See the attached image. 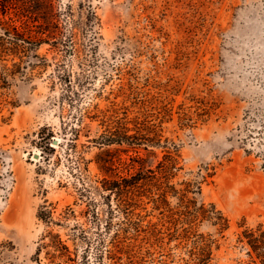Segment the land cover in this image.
<instances>
[{
  "label": "rangeland",
  "instance_id": "1",
  "mask_svg": "<svg viewBox=\"0 0 264 264\" xmlns=\"http://www.w3.org/2000/svg\"><path fill=\"white\" fill-rule=\"evenodd\" d=\"M55 2L62 12L59 46L44 42L24 55L0 90V264H57L46 250L36 255L49 229L80 255L86 250L88 264L114 244L132 249L135 259L144 254L149 242L136 225L158 220L159 211L149 202L127 215L114 196H103L101 149L93 139L105 130L103 110L129 104V116L138 112L130 87L154 92L153 84L144 86L150 75L151 83L172 77L179 88L173 104L192 117L181 123L175 113L163 123L180 167L172 182L190 183V197L215 203L230 218L224 236L207 221L198 232L219 239V263L255 264L236 243L243 217L249 226L264 222V0ZM89 4L98 16L93 26ZM7 62L12 66L11 56ZM49 128L55 135L43 139ZM157 151L161 157L162 148ZM49 210L47 225L38 213ZM177 242L152 248L143 264L183 263L190 246ZM116 260L131 264L124 252ZM113 261L103 258V264Z\"/></svg>",
  "mask_w": 264,
  "mask_h": 264
},
{
  "label": "trees",
  "instance_id": "2",
  "mask_svg": "<svg viewBox=\"0 0 264 264\" xmlns=\"http://www.w3.org/2000/svg\"><path fill=\"white\" fill-rule=\"evenodd\" d=\"M64 7L65 13H72L71 3H66ZM89 10L86 19L93 26L98 16L92 4H89ZM61 14L55 0H0V90L9 87V78L21 67L24 55L36 50L44 42L59 46L63 27ZM10 56L12 66L7 62ZM16 57L20 60L17 61ZM151 77H147L144 86L153 84L157 89L154 92L150 87L145 91L132 90L130 87L128 97L134 98L132 106L139 105L138 112L129 116V104L103 110L105 130L93 140L101 149L96 155V161L104 172V177L100 179L101 184L97 185V189L105 192L103 196H114L127 215L129 212L134 213V206L146 210V204L153 202V209L159 211L160 217L158 220L137 223V229L145 231V241L149 242L146 251L139 258H133L132 249L114 244L115 248L102 250L93 264H103L104 257L114 260L112 264H125L116 262L123 252L131 264H143L145 257L152 255V248L163 247L166 241L171 243L174 240H178L175 245L186 243L190 246L188 256H184V262L179 264H223L216 260L215 254L221 247L219 239L213 232H198L197 227L200 222L207 221L219 235L224 236V232L230 227V218L221 209H217L215 203L207 204L199 202L194 196L190 197V183L182 181L186 186L177 188L172 182L180 167L177 156L168 145L170 139L164 137L163 123L173 119L175 113L182 123L185 119L192 118L190 111L183 104H173V94L178 93L179 88L178 83L171 84L172 77L166 82L155 83H151ZM121 89L125 90V87L122 85ZM3 93L0 91V96ZM196 101L205 106L217 105L210 104L209 100ZM46 129L47 126H43L41 132ZM54 135V131L49 128L47 135L42 136H45L43 139H49ZM47 146H50L49 140ZM160 147L163 152L161 157L157 151ZM173 147L174 150L177 149L176 143H173ZM124 152L128 157L122 156ZM125 170L128 171L126 175L122 173ZM200 188L199 185V191ZM170 195L177 198L175 203L169 199ZM108 212L112 214L113 210L109 209ZM137 214L141 217L147 215L142 212ZM38 217L47 225L53 221L51 210L46 211V215L38 213ZM109 225L107 222L108 228ZM239 226L242 230L238 232L236 245L246 250L250 263L264 264V222L249 226L246 217H243ZM115 235L117 233L114 237ZM103 243L104 241L101 242ZM43 250H46L52 261L59 259L57 264L89 262L86 250L80 255L78 249H72L60 232L53 229L41 236L36 249L37 257ZM3 251L1 249L0 254ZM164 264L169 263L164 260Z\"/></svg>",
  "mask_w": 264,
  "mask_h": 264
},
{
  "label": "water",
  "instance_id": "3",
  "mask_svg": "<svg viewBox=\"0 0 264 264\" xmlns=\"http://www.w3.org/2000/svg\"><path fill=\"white\" fill-rule=\"evenodd\" d=\"M52 141H53L54 144H58V143L60 142V139H59L58 137H54V138L52 139ZM35 156L38 157L39 154H38V153H35Z\"/></svg>",
  "mask_w": 264,
  "mask_h": 264
}]
</instances>
